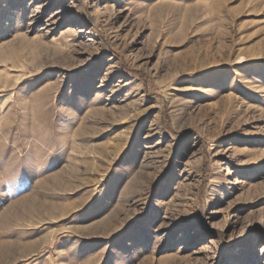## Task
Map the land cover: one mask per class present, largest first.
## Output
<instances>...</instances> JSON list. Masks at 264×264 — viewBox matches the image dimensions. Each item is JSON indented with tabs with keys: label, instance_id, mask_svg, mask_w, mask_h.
<instances>
[{
	"label": "rangeland",
	"instance_id": "rangeland-1",
	"mask_svg": "<svg viewBox=\"0 0 264 264\" xmlns=\"http://www.w3.org/2000/svg\"><path fill=\"white\" fill-rule=\"evenodd\" d=\"M33 93L71 140L0 152V264H264V0H0Z\"/></svg>",
	"mask_w": 264,
	"mask_h": 264
},
{
	"label": "clouds",
	"instance_id": "clouds-1",
	"mask_svg": "<svg viewBox=\"0 0 264 264\" xmlns=\"http://www.w3.org/2000/svg\"><path fill=\"white\" fill-rule=\"evenodd\" d=\"M21 99V107H14L8 117H0V152L5 150L11 138L19 146L14 153V162L29 155L39 167L67 146L71 129L57 123L64 113L40 94L33 93Z\"/></svg>",
	"mask_w": 264,
	"mask_h": 264
},
{
	"label": "bare ground",
	"instance_id": "bare-ground-1",
	"mask_svg": "<svg viewBox=\"0 0 264 264\" xmlns=\"http://www.w3.org/2000/svg\"><path fill=\"white\" fill-rule=\"evenodd\" d=\"M69 31H71V30H69ZM262 253H264V250H262Z\"/></svg>",
	"mask_w": 264,
	"mask_h": 264
}]
</instances>
